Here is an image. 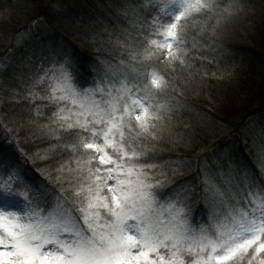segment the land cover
Masks as SVG:
<instances>
[{
  "label": "snow or ice",
  "instance_id": "6c2138e0",
  "mask_svg": "<svg viewBox=\"0 0 264 264\" xmlns=\"http://www.w3.org/2000/svg\"><path fill=\"white\" fill-rule=\"evenodd\" d=\"M149 8L150 21L141 18ZM242 11V0L122 5L120 14L131 19L134 30L115 42L127 59L115 67L108 63L94 88L78 89L72 64L63 58L43 75L29 76L23 93H11L10 102L27 101L32 113L17 127L33 135L47 129L57 141L60 132L75 137L64 145L75 167L62 164L54 177L57 182L63 177L73 199L60 196L45 206L24 195L20 185L5 182L0 190L22 197L24 204L5 200L0 207V264H264V184L246 177L241 197L206 181L204 192L213 193L215 205L207 227L190 222L189 202L199 197L188 192L183 200L176 199L187 182L177 184L166 194L165 219L155 211L159 201L154 190L174 177L149 175L144 169L153 165L141 163L145 153L137 151L141 140L159 139L170 118L173 106L159 98L175 90L177 65L191 67L186 47L190 31L198 26L200 33H216ZM46 81L41 94L37 89ZM45 100L57 107L49 123L40 125L41 108L47 105L37 101ZM61 102L75 111H66ZM109 180L116 183L109 185ZM32 187L40 191L38 185Z\"/></svg>",
  "mask_w": 264,
  "mask_h": 264
},
{
  "label": "rangeland",
  "instance_id": "374dc122",
  "mask_svg": "<svg viewBox=\"0 0 264 264\" xmlns=\"http://www.w3.org/2000/svg\"><path fill=\"white\" fill-rule=\"evenodd\" d=\"M139 2L140 0H103L102 6L98 5V13L102 14L104 11L102 16H106L102 25L96 26L97 23L91 22L90 18L88 21L97 31L93 32L94 38L102 37L104 45L102 44L101 48L97 46L99 50L96 48L93 52L94 56H91L86 55L81 49H76L67 39V32L71 30V26L65 17L76 20L78 14L67 12L63 15L69 6L68 3H66L67 5L60 3L59 6L53 7L46 19L39 17L38 11L28 12L25 10L24 5L27 7L29 4L26 5L20 1L14 8L15 10L11 9L0 15V25L4 24L3 27H0V74L4 73V77H7L5 74L20 72L26 78L24 82H27L29 76L43 75L44 70L51 68L54 62L68 58L72 64L74 85L80 90L94 88L108 63L115 67L120 59H127L122 49L116 44L115 37L123 38L127 30H134V28L131 19L121 15L120 10L122 5ZM84 12L87 11L84 10ZM141 18H147L150 21L152 9H145ZM76 27L78 28V26ZM72 32L76 34L75 31ZM4 77L1 76L0 79L4 80ZM46 84L47 81L37 89L41 94H44L43 90ZM164 96L166 95L163 94L159 98L160 102L166 101ZM99 98L100 94L97 93V99ZM37 102L48 104L46 100ZM213 103L218 115L213 114L212 117L204 111L187 115L188 120L195 122L194 131L204 138L201 142L193 138V132L179 134L176 132L177 126L167 124L166 121L162 125L163 130L158 133L159 139L156 141L141 140V147L137 148V151L145 153L140 158V162L153 165L151 168H145V172L149 175L154 174L157 179L160 178L161 172L167 173L169 177H174L154 190L158 193L159 201L155 211L165 219H167V204L170 202L165 199L166 194L171 192L177 184L187 182L184 191L176 199L183 200L188 192L195 193L199 197L189 202L190 222L196 226L204 225L206 227L209 225L211 208L215 207L212 204L213 193L204 192L206 181L221 192L230 195L239 194L241 197L245 194L246 177L264 184V105L258 104L254 110L253 108L249 110L246 105L237 100L229 102L225 96H222L220 101ZM0 106L2 105L0 104ZM50 106L55 109L57 107L56 105ZM60 106H66V111L68 108H73L67 102H61ZM73 111H75L74 108ZM252 111H256L254 117L243 126L238 125L240 118L232 119V117L243 118L247 113L251 114ZM221 118L232 123L224 122ZM239 128V133L234 131ZM0 136H3L1 131ZM4 140V138H0V143H4ZM167 141H170L168 146L170 149L171 147L177 149L176 154L180 152L179 154L183 153L190 158L167 157L163 164L157 162V158L162 155L157 154L154 159L153 155H156V152L149 150V147L156 148L163 144L162 142L167 143ZM5 146H7L5 149L8 152L15 149L11 144ZM17 152L19 153L18 149ZM10 155L11 153L8 154V156ZM17 155L16 159L19 157L21 160V154ZM6 159L10 160L0 162V165H4L3 168H0V189L3 188L5 182L11 183L13 186L20 185L24 195L34 198V200L39 199L45 206L55 204L60 196L67 198L69 195L73 198L71 192L60 194L49 187L42 178L29 174L26 165L22 164V166L15 158L7 157ZM101 167L109 166L102 165ZM102 175H106V173H102ZM115 183V180L108 181L109 185ZM33 185H38L40 191L37 192L32 187ZM64 186V189L70 190L67 183H64ZM205 196L207 199L204 198ZM5 200L19 206L24 204L22 197L6 196L4 191L0 190V207H5ZM241 203L243 204V201ZM10 210L15 211L17 208ZM187 211L189 209H186ZM77 215L79 214L77 213Z\"/></svg>",
  "mask_w": 264,
  "mask_h": 264
},
{
  "label": "trees",
  "instance_id": "16d2710c",
  "mask_svg": "<svg viewBox=\"0 0 264 264\" xmlns=\"http://www.w3.org/2000/svg\"><path fill=\"white\" fill-rule=\"evenodd\" d=\"M20 1L26 5L29 4L27 7L24 5L25 10L38 11L39 17L46 19L53 7L59 6L60 3H68L69 6L63 15L67 12L78 14L76 20L65 17L71 26V30L67 32V39L76 49H81L86 55L91 56H94L93 52L97 46L101 48L102 44L104 45L102 37L94 38L93 32L97 31L88 21L90 18L91 22L97 23L96 26L102 25L106 16H102L104 11L102 14L98 13L97 8L99 4L102 6L103 0H0V12L5 13L14 9ZM217 2L224 5L227 0H217ZM242 4L243 11L216 33H200L198 26L190 31L186 47L189 49L192 72L188 68H180L177 65V74L172 77L175 90L170 89L164 93L166 102L173 106L170 118L166 120L167 124L177 126L176 132L179 134L193 132L194 137H192L198 142L204 138L194 131L195 122L188 120L189 113L204 111L212 117L213 114L218 115L213 102L220 101L222 96L229 99V102L239 101L249 110L251 108L254 110L258 104L264 105V0H242ZM83 9L87 12L85 13ZM12 29L15 30L14 27ZM5 75L7 77H4V73L0 74V77H4V80L0 79V104L2 105L0 106V131L3 135L0 138L5 139L4 143H0V162L9 161L7 157L16 159L17 154L20 153L21 160L19 157L16 160L21 165H26L29 174L42 178L49 187L60 194L70 193L71 190L64 189L66 181L63 177L59 182L54 177L58 175L56 169L62 164L75 167L70 150L64 147L65 143L75 142V137L72 132H60L57 135L61 136V140L57 141L51 138L47 129L33 135L29 130L17 127L16 122L32 113L27 108V101L15 103L7 98L14 91L23 93L26 78L20 72ZM45 104L47 106L41 108L40 125L49 123V117L56 110ZM255 113L256 111H252L243 118L232 117V119L240 118L238 125L243 126L254 117ZM224 122L232 123L227 119ZM234 131L239 133L240 128ZM162 143L164 145L160 144L156 148L149 147V150L156 152V155H153L154 159L157 154L162 155L157 158V162L163 164L167 157L190 158L183 153L179 154L180 152L176 154L177 149L174 147L170 149L168 147L170 141ZM7 144H11L15 149L8 152L5 149ZM9 153H11L10 156H8ZM1 167L3 168L4 165H0ZM66 199L70 201L73 198L68 195Z\"/></svg>",
  "mask_w": 264,
  "mask_h": 264
}]
</instances>
